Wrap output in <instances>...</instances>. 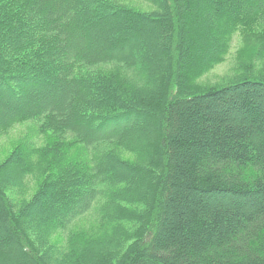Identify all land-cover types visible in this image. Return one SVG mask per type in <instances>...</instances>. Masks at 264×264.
I'll return each instance as SVG.
<instances>
[{
  "label": "trees",
  "instance_id": "trees-1",
  "mask_svg": "<svg viewBox=\"0 0 264 264\" xmlns=\"http://www.w3.org/2000/svg\"><path fill=\"white\" fill-rule=\"evenodd\" d=\"M142 1L0 0V264H264V0Z\"/></svg>",
  "mask_w": 264,
  "mask_h": 264
},
{
  "label": "rangeland",
  "instance_id": "rangeland-1",
  "mask_svg": "<svg viewBox=\"0 0 264 264\" xmlns=\"http://www.w3.org/2000/svg\"><path fill=\"white\" fill-rule=\"evenodd\" d=\"M127 3H130L132 5H135L138 8L144 9V10H148L149 6L143 2L142 0H126ZM240 46V45H239ZM238 44L233 47L232 51H231V55L229 56V58L227 59V61L218 66L213 72H211L209 75H206L203 79L206 81H214L216 79H219V77H222L228 73H230V71H232L233 67L235 66L236 63V52L239 48ZM24 130V129H23Z\"/></svg>",
  "mask_w": 264,
  "mask_h": 264
}]
</instances>
